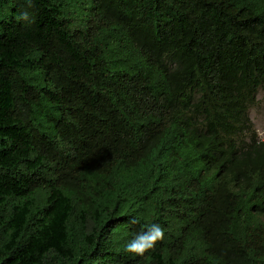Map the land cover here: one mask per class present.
Wrapping results in <instances>:
<instances>
[{
    "label": "trees",
    "instance_id": "16d2710c",
    "mask_svg": "<svg viewBox=\"0 0 264 264\" xmlns=\"http://www.w3.org/2000/svg\"><path fill=\"white\" fill-rule=\"evenodd\" d=\"M262 85L264 0H0V264H264Z\"/></svg>",
    "mask_w": 264,
    "mask_h": 264
},
{
    "label": "clouds",
    "instance_id": "9594fccd",
    "mask_svg": "<svg viewBox=\"0 0 264 264\" xmlns=\"http://www.w3.org/2000/svg\"><path fill=\"white\" fill-rule=\"evenodd\" d=\"M28 7L32 6V0H27ZM29 11H22L17 17L18 20L32 23L34 17H31ZM261 142H264V136L261 138ZM132 224L138 223V220L133 217L130 221ZM165 238V229L159 223H152L147 226L145 231H141L133 236L126 245L125 250L129 253L136 255H144L145 252L153 249L158 241H162Z\"/></svg>",
    "mask_w": 264,
    "mask_h": 264
},
{
    "label": "rangeland",
    "instance_id": "374dc122",
    "mask_svg": "<svg viewBox=\"0 0 264 264\" xmlns=\"http://www.w3.org/2000/svg\"><path fill=\"white\" fill-rule=\"evenodd\" d=\"M248 114L253 122V128L261 139L264 136V85L259 87L256 101L249 106Z\"/></svg>",
    "mask_w": 264,
    "mask_h": 264
}]
</instances>
